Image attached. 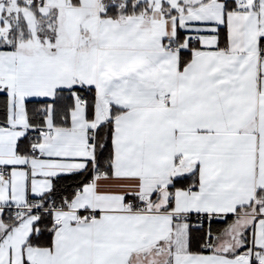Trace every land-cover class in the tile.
Returning a JSON list of instances; mask_svg holds the SVG:
<instances>
[{
  "label": "snow or ice",
  "instance_id": "obj_1",
  "mask_svg": "<svg viewBox=\"0 0 264 264\" xmlns=\"http://www.w3.org/2000/svg\"><path fill=\"white\" fill-rule=\"evenodd\" d=\"M0 264H264V0H0Z\"/></svg>",
  "mask_w": 264,
  "mask_h": 264
}]
</instances>
